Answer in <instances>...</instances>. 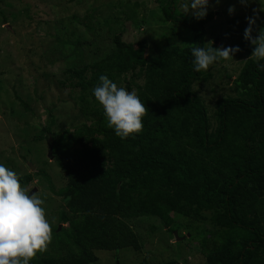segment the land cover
<instances>
[{"label":"trees","instance_id":"16d2710c","mask_svg":"<svg viewBox=\"0 0 264 264\" xmlns=\"http://www.w3.org/2000/svg\"><path fill=\"white\" fill-rule=\"evenodd\" d=\"M178 2L156 0L161 16L150 23L183 25L191 39L183 47L166 42V28L155 55L146 40L124 42L118 10L86 23L83 33L68 30L55 43L41 42L47 60L65 57L60 84L77 91L80 121L72 131L46 125L36 136L45 140L65 185L47 187L62 206L47 249L30 264H96L97 251L140 252L128 225L139 218L167 230L182 218L194 235L195 225L209 223L213 230L199 245L204 264H264V72L257 71L251 46L231 82L235 96L217 100L208 116L200 84L212 74L193 71L191 49L206 47L205 25L213 13L196 20L179 12ZM123 7L126 21L147 24L136 16L137 4ZM100 75L145 103L139 133L121 139L107 126L91 94ZM45 174L36 169L20 175V183L28 190L36 177L49 180Z\"/></svg>","mask_w":264,"mask_h":264},{"label":"rangeland","instance_id":"374dc122","mask_svg":"<svg viewBox=\"0 0 264 264\" xmlns=\"http://www.w3.org/2000/svg\"><path fill=\"white\" fill-rule=\"evenodd\" d=\"M126 3L130 6L137 4L135 14L147 24L136 26L126 21V15H129L123 7ZM180 3L181 0L176 6L182 12ZM111 4L123 5L115 10ZM229 5L235 6L231 15L227 12ZM117 10L118 17L125 24L122 40L131 44L146 40L151 55L165 44L161 37L165 31L166 42L170 45L183 47L190 43V34L183 25L170 24L166 28L162 27L163 24L150 23L153 17L160 15L156 0H0V163L18 176L33 173L36 169L46 173L49 180L36 177L28 190L44 200L45 215L51 226L57 225V213L62 203L47 187L57 190L65 185V180L53 157L50 160L45 140L35 141L36 136L46 125L53 132L70 129L79 123L80 117L77 91L71 92L68 86L63 88L60 84L65 78V57L47 60L42 56L41 47L44 45L41 42L55 43L54 39H64L68 30L83 33L86 23ZM208 12L213 13V19L205 25V46L240 48L233 59H221L204 71L212 74L210 81L200 84L209 116L215 112L217 100L235 96L231 82L252 46L243 39L244 29L248 26L246 17H255L253 38L259 31L263 33L264 0H247L246 4L239 3V0H219V3L211 0ZM239 17L241 21L237 20ZM229 22H233V26ZM52 119L53 125L49 122ZM179 219L169 230L152 218L129 221L141 251L135 252L131 248L97 251L96 264H138L142 260L149 264H204L199 245L204 236L209 237L212 227L207 222L195 225L199 231L193 229L194 235L192 230H187L189 222ZM173 232L180 240L172 235ZM191 235L196 239L190 240Z\"/></svg>","mask_w":264,"mask_h":264},{"label":"clouds","instance_id":"9594fccd","mask_svg":"<svg viewBox=\"0 0 264 264\" xmlns=\"http://www.w3.org/2000/svg\"><path fill=\"white\" fill-rule=\"evenodd\" d=\"M246 2L239 0L241 4ZM210 4L211 0H181L179 7L183 15L190 14L192 18L202 20L207 16ZM234 11L235 6L229 5L228 14ZM246 20L248 26L244 29L243 39L252 45L251 56L257 58V71L264 72V63L260 62L264 61V34L259 31L253 38L255 17H246ZM239 51V46L193 47V71H207L221 59H233ZM91 94L102 106L107 126L117 137L126 139L142 130V118L147 109L134 90L118 87L107 75H100ZM30 192L21 185L16 172L0 163V264H30L51 241L52 228L45 215L44 200Z\"/></svg>","mask_w":264,"mask_h":264},{"label":"water","instance_id":"95a60500","mask_svg":"<svg viewBox=\"0 0 264 264\" xmlns=\"http://www.w3.org/2000/svg\"><path fill=\"white\" fill-rule=\"evenodd\" d=\"M48 156L50 157V151H48ZM51 158V157H50ZM60 229V226L58 227V230ZM173 235L175 236V238L177 239V240H180V239H178V237H177V235H176V232H173Z\"/></svg>","mask_w":264,"mask_h":264}]
</instances>
